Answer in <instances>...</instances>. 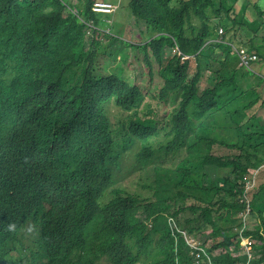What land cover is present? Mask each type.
I'll list each match as a JSON object with an SVG mask.
<instances>
[{
    "label": "trees",
    "instance_id": "1",
    "mask_svg": "<svg viewBox=\"0 0 264 264\" xmlns=\"http://www.w3.org/2000/svg\"><path fill=\"white\" fill-rule=\"evenodd\" d=\"M97 1L0 0V261L264 264V0Z\"/></svg>",
    "mask_w": 264,
    "mask_h": 264
},
{
    "label": "rangeland",
    "instance_id": "2",
    "mask_svg": "<svg viewBox=\"0 0 264 264\" xmlns=\"http://www.w3.org/2000/svg\"><path fill=\"white\" fill-rule=\"evenodd\" d=\"M108 1H112L113 4L116 5L117 8H116V11L114 13H112L113 18H112V16L109 17V18H106L107 19L106 23L108 24V27L105 26L104 29H105V31H108L109 28L111 27L110 25L113 23V25H114V27H115V29L117 31L123 32L126 29V20H127V13H128V6H127L128 5V0H108ZM102 17H104V16H102ZM230 27H232V22H229L228 20H224L222 22L221 26H220L221 29L222 28L229 29ZM219 32L222 35L221 31H219ZM116 34H117L118 37L121 36L118 33H116ZM229 36H230L229 34H226L225 37L228 38ZM233 41H234V44H235L234 46H236V47L240 46L239 43H238V39L237 38H234ZM117 48H118V46H115V45L113 46L114 50H116ZM80 50L81 49H78V52H80ZM126 67L130 69V71H129V73L127 75L129 76V78L133 79L134 72L132 71V69L130 67H128V65H126ZM192 67H194V65H192ZM112 114H114L115 116H119L120 112L112 111ZM260 114L264 115V112H261ZM219 117L221 118L220 120L224 119V117H222V116H218L215 119H217ZM135 149L136 148H131V149L125 150L124 147L122 146V141H119V144H118L116 150L119 153V159L122 160L123 166H125V167H127V166L128 167H132L133 166ZM206 170H207V172L211 173L215 177H219L221 175H225V174L228 173L227 170L219 172L217 170V167H215V166H206ZM114 174H115V171H114ZM199 239L202 240V238H199Z\"/></svg>",
    "mask_w": 264,
    "mask_h": 264
},
{
    "label": "built area",
    "instance_id": "3",
    "mask_svg": "<svg viewBox=\"0 0 264 264\" xmlns=\"http://www.w3.org/2000/svg\"><path fill=\"white\" fill-rule=\"evenodd\" d=\"M116 8H117L116 5H114L110 1L98 0L95 3L94 10L96 13H99V14L110 15L116 11ZM220 31L222 34L224 33L223 29H221ZM233 47H234L236 54L241 59L242 64L244 66H246L247 68H251L254 63H258L260 61L259 55L251 52L248 48L240 47V46H237V47L233 46ZM184 234L186 235V233H184ZM187 240L191 246L193 254L195 253L196 257L198 259L199 256L201 255V253L205 252V247L203 246V240H201L199 238H195L193 236L188 237ZM243 243H244V245L247 246V250H248V254H249L247 264H251L250 261L254 260V254L252 252V242L247 240V239H244ZM197 263L201 264L200 260H198Z\"/></svg>",
    "mask_w": 264,
    "mask_h": 264
},
{
    "label": "clouds",
    "instance_id": "4",
    "mask_svg": "<svg viewBox=\"0 0 264 264\" xmlns=\"http://www.w3.org/2000/svg\"><path fill=\"white\" fill-rule=\"evenodd\" d=\"M112 172L115 177L113 170ZM0 264H55V261H0Z\"/></svg>",
    "mask_w": 264,
    "mask_h": 264
},
{
    "label": "crops",
    "instance_id": "5",
    "mask_svg": "<svg viewBox=\"0 0 264 264\" xmlns=\"http://www.w3.org/2000/svg\"><path fill=\"white\" fill-rule=\"evenodd\" d=\"M107 1H108V0H107ZM110 2H112V1H110ZM112 3H113V2H112ZM260 61H261V58H260ZM260 61H259V62H260ZM259 62H258V63H259ZM258 63H257V64H258ZM249 69L251 70V68H249ZM251 78H253V80H251L252 83H254V84H257V83H258L256 77L253 76V77H251ZM263 116H264V115H263Z\"/></svg>",
    "mask_w": 264,
    "mask_h": 264
}]
</instances>
